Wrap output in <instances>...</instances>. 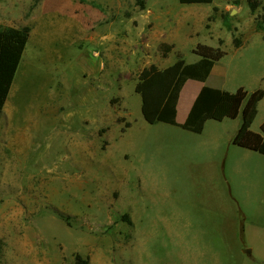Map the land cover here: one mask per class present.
Listing matches in <instances>:
<instances>
[{"label":"rangeland","instance_id":"1","mask_svg":"<svg viewBox=\"0 0 264 264\" xmlns=\"http://www.w3.org/2000/svg\"><path fill=\"white\" fill-rule=\"evenodd\" d=\"M261 5L215 0L162 57L135 0H0L1 24L29 27L0 118V264H264V155L230 140L241 114L200 134L149 124L134 90L198 43L226 52L211 87L264 89Z\"/></svg>","mask_w":264,"mask_h":264},{"label":"trees","instance_id":"2","mask_svg":"<svg viewBox=\"0 0 264 264\" xmlns=\"http://www.w3.org/2000/svg\"><path fill=\"white\" fill-rule=\"evenodd\" d=\"M179 2L210 4L213 0H179ZM135 3L140 9L145 8V0H135ZM260 5L258 0H249L253 13ZM228 20L229 14H226L224 23L230 28ZM255 26L262 33L264 40V4L261 5V12L255 17ZM28 39V26L16 27L0 23V116ZM233 41L235 47L241 44L238 38H234ZM173 48V44L167 42L158 44V51L162 57H166ZM192 52L199 57L198 61L186 63L178 55L176 61L166 68L162 69L150 64L141 69L134 90L140 96L143 119L149 124L165 123L200 134L207 120L235 119L241 114V123L232 143L264 155V121L260 125L259 132L250 129L257 115L259 102L264 97L263 88L248 92L243 87H239L232 92L204 86L194 100L185 121L181 124L176 121V105L185 82L188 79L204 81L215 62L226 54L220 46L213 47L202 43H198ZM61 218L69 222L68 216L61 215ZM73 264H89V261L88 258L76 254Z\"/></svg>","mask_w":264,"mask_h":264},{"label":"crops","instance_id":"3","mask_svg":"<svg viewBox=\"0 0 264 264\" xmlns=\"http://www.w3.org/2000/svg\"><path fill=\"white\" fill-rule=\"evenodd\" d=\"M214 2H215V0L211 3L212 9L214 6ZM149 5L150 4H148V1L145 0L144 17L146 18L147 21L153 23L152 34L154 35V37L157 41L156 47L158 46L159 43L166 42V41L162 40V39H166L165 38L166 36L169 35L168 37H173L174 31H175V26L179 27L180 25H183V24L193 25L194 23L196 24L198 22L202 24L204 22V18L206 17V13L210 12L212 10L211 9L209 11H203L202 9H183V8H181L179 10H172L171 8H169V6L166 4V2H160L159 4H157V8H155V9ZM184 5H189V4H184ZM191 5H193V4H191ZM202 12H205V14H204L205 16L202 14ZM167 43L172 44L171 42H167ZM242 45L243 44H240L238 47H235L234 45L233 46H234V48H236L235 50H237V49L239 50L242 47ZM217 46H213V47H217ZM198 59H199V57H198ZM217 62H215V64L213 65V67L211 69L210 74L208 75V77L204 81L188 79L185 82V84L183 85V87L180 91V94H179L177 105H176V121L179 124H181L185 121V119H186V117H187V115L191 109V106H192L194 100L196 99L201 88L204 86L211 87L209 84V80L212 79V75L215 73V69H216L215 66H216ZM158 67L162 68V69L166 68V67H160V66H158ZM6 102H7V99L5 101V104H6ZM5 104L3 106L2 113L4 111ZM0 118H1V116H0ZM225 120L226 119H224L222 121H218V122L221 123ZM208 122H209V120H207L205 122L203 131L205 130V126ZM240 123H241V121H240ZM240 123L236 126L235 133L230 138L231 141H232L233 137L235 136V134H236V132L240 126ZM259 129H260V127H259ZM254 132H256V131H254Z\"/></svg>","mask_w":264,"mask_h":264},{"label":"water","instance_id":"4","mask_svg":"<svg viewBox=\"0 0 264 264\" xmlns=\"http://www.w3.org/2000/svg\"><path fill=\"white\" fill-rule=\"evenodd\" d=\"M234 13H235V10H232V11H231V14H234ZM246 252H250V250L247 249Z\"/></svg>","mask_w":264,"mask_h":264}]
</instances>
